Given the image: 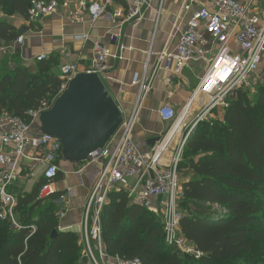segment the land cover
Here are the masks:
<instances>
[{
	"label": "trees",
	"instance_id": "1",
	"mask_svg": "<svg viewBox=\"0 0 264 264\" xmlns=\"http://www.w3.org/2000/svg\"><path fill=\"white\" fill-rule=\"evenodd\" d=\"M33 1L0 0V12L28 20ZM20 35L15 25L0 20V49ZM55 67L47 60L13 71L0 67V115L31 123V111L43 110L44 104L51 109L62 86ZM258 89L257 95L247 87L239 89L222 118L215 112V118L199 123L183 150L180 206L187 213L179 231L203 257L196 259L168 244L162 218L133 204L124 191L112 192L102 213L109 255L143 264H264V87ZM40 188L29 194L11 189L19 227L0 219V264H88L80 235L58 229L56 201L62 194L41 199ZM205 206L224 212H201ZM55 231L58 235L52 238Z\"/></svg>",
	"mask_w": 264,
	"mask_h": 264
},
{
	"label": "built area",
	"instance_id": "2",
	"mask_svg": "<svg viewBox=\"0 0 264 264\" xmlns=\"http://www.w3.org/2000/svg\"><path fill=\"white\" fill-rule=\"evenodd\" d=\"M109 1L95 0L87 6L93 22L105 15ZM121 1L127 6L126 21L129 23L143 22L146 11L152 8L151 0ZM253 2L254 0L252 3L240 4L237 0H183L170 38L174 37V31L175 34L177 33L176 23L183 19V14L192 11L195 4H201V7L192 12L186 21L185 29L179 33L175 50L168 51L167 47L164 48L150 73L146 70L141 76L138 74L135 76L131 85L138 87V93L130 113L127 115L120 108L124 115L120 129L108 146L104 150L90 154L88 162L78 171L82 176L89 168L95 170V178L84 206L80 232V243L83 245L84 257L88 264H143L140 259L122 260L109 255L106 251L102 213L109 195L114 191H124L133 204L161 215L165 241L168 244L195 256L196 259L203 257V253L189 245L179 231V223L183 217L179 212V206L184 194L178 166L182 160L186 141L199 123L212 118L215 112L225 111L242 87L258 84L257 76L264 61V17L252 11ZM61 7L62 4L58 0H35L32 2L27 21L32 26L37 25L55 14ZM79 19L80 16L77 14L73 21ZM114 39L118 40V36L115 35ZM16 43L22 46L24 37L21 36ZM112 57L118 58L102 43L97 42L93 49V59L83 72L96 73L105 83L107 62ZM46 59V55H41L37 61ZM197 62L206 64V72L187 106L180 114L170 106H165L159 111L163 121L175 124V131L150 151L140 152L134 141V134L144 103L152 91L153 80L161 65L166 63L165 68L170 69V65L174 64V71L180 73ZM83 72L77 65L62 66L60 93L62 94L69 83ZM194 106H199L200 112L196 115L188 136L180 142L170 164L165 166V157L170 152L174 138L181 130V127H178L185 122ZM44 107L41 111L29 113L32 118L31 123L5 113L0 115V167L2 168L0 219H10L16 227H19L14 218L17 197L11 192V188L18 183L20 170L26 163L34 164V168H43L41 199L57 193L55 182L61 172L59 159L62 145L55 139L33 133L34 123L39 120L43 111L49 109L47 104H44ZM33 167L31 169L34 171ZM31 177L34 178V172L31 173ZM71 193L72 189H68V195ZM68 195L63 194L57 200L61 206L58 212L60 231L66 230L62 222L67 216V211L62 204ZM32 230L33 233L36 232L35 227H32Z\"/></svg>",
	"mask_w": 264,
	"mask_h": 264
},
{
	"label": "crops",
	"instance_id": "3",
	"mask_svg": "<svg viewBox=\"0 0 264 264\" xmlns=\"http://www.w3.org/2000/svg\"><path fill=\"white\" fill-rule=\"evenodd\" d=\"M58 1L62 7L52 16L33 26L20 16H8L0 12V20L15 25L20 34L22 30L26 31L22 46L14 42L4 44L0 49L1 70L13 71L18 67H30L37 64L39 56L46 55L47 61L56 63L54 70L59 77L61 67L64 65H77L83 72L93 59L95 44L100 42L118 57H112L107 62L105 85L127 115L138 93V87L131 85L135 76L137 74L141 76L146 70L150 73L164 48L167 47L168 51L175 50L179 33L185 29L186 21L192 12L201 7V4H195L192 11L183 14V19L176 23L177 33L174 31V37L170 38L183 0H151L152 8L146 11L145 20L138 24L126 21L127 6L121 0H110L105 15L96 22L92 21L87 10V6L95 0ZM237 1L240 4L252 3V0ZM252 11L264 17V0H254ZM77 14L80 19L74 22L73 18ZM115 35L118 36V40L114 39ZM161 66L153 80L152 91L144 103L134 134L137 148L143 153L153 148L154 140L157 138L163 140L175 131V124L163 121L159 111L165 106H170L180 114L195 94L206 72V64L203 62L193 63L180 73L174 71V64L170 65V69L165 68L166 63ZM260 73L263 74L260 84L264 87V61ZM199 112V106L191 108L183 125L193 123ZM218 115L219 118L223 116L221 113ZM180 127L181 124L178 128ZM38 128L37 121L33 125L34 134L38 133ZM183 133L181 128L174 138L170 152L164 160L165 166L170 164L184 138ZM33 166L34 164L26 163L21 168L19 181L11 189L16 188L29 194L41 184L43 168ZM60 167L61 175L55 182L57 193L68 195V189H72V193L62 204L67 211L62 226L66 228L65 231L80 235L84 206L95 178V170L89 168L86 174L80 176L79 169L75 170L70 163L61 162ZM1 171L0 167V173ZM32 172L34 178L31 177ZM57 205L60 211L61 206L58 203Z\"/></svg>",
	"mask_w": 264,
	"mask_h": 264
},
{
	"label": "water",
	"instance_id": "4",
	"mask_svg": "<svg viewBox=\"0 0 264 264\" xmlns=\"http://www.w3.org/2000/svg\"><path fill=\"white\" fill-rule=\"evenodd\" d=\"M25 34L22 30L21 35ZM123 119V112L102 78L83 72L69 83L51 109L40 114L37 134L59 141L62 162L80 169L90 154L108 146ZM161 141L157 138L153 145ZM57 235L55 231L52 238Z\"/></svg>",
	"mask_w": 264,
	"mask_h": 264
},
{
	"label": "rangeland",
	"instance_id": "5",
	"mask_svg": "<svg viewBox=\"0 0 264 264\" xmlns=\"http://www.w3.org/2000/svg\"><path fill=\"white\" fill-rule=\"evenodd\" d=\"M262 77H263V74H262V73L258 74V76H257V80H258V81H257V82H258L257 86L248 85V86H245V89H246V87H247L248 89H250L252 95H257V93H258V91H259L258 88L262 86V84H260V83L262 82ZM260 78H261V80H260ZM258 85H259V86H258ZM183 124H184V123H182V125H181V128H183V132H184V133H183V137H187V136H188V133H189V131H190L192 125H193V123H189V124H187L186 126H184ZM183 126H184V127H183ZM78 169H79V167H75V170H78ZM200 208H201V207L193 208V210H200ZM200 211H201V212H208V213H214V212H217V211H218L219 213H223V212H224L223 209H221V208H219V207H216V206H214V207L205 206L204 211H203V210H200ZM179 212H180L182 215H184V214L187 213V211L183 210L181 206H179ZM160 216H161V215H160ZM161 217H162V216H161ZM94 250H95V252H96L97 257L99 258L98 251H97L96 247H94ZM99 259H100V258H99Z\"/></svg>",
	"mask_w": 264,
	"mask_h": 264
}]
</instances>
